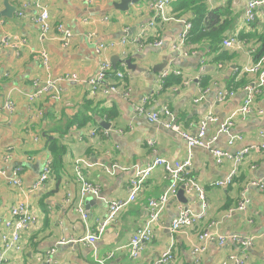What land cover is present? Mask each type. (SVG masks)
I'll list each match as a JSON object with an SVG mask.
<instances>
[{
  "label": "crops",
  "instance_id": "0c3cea01",
  "mask_svg": "<svg viewBox=\"0 0 264 264\" xmlns=\"http://www.w3.org/2000/svg\"><path fill=\"white\" fill-rule=\"evenodd\" d=\"M30 1L9 0V4L21 10L22 5ZM120 1L42 0L52 27L44 38L40 37L34 22L38 12L32 6L23 10L24 17L14 15L13 19L0 20V39L18 42L16 49L0 46V168L6 174L0 176V217L7 218L11 207L24 202L38 218L33 227L21 233L20 249L7 252V264H40L47 258L51 264H154L169 247L173 255L169 264H194L190 246L198 243V235L210 221L217 222L216 230L224 236L258 237L247 251L248 264H264V190L248 188L246 210L228 218L224 216L228 208L238 204L250 181L264 179V151L256 149L259 132H264V90L256 97L251 113L235 120L231 135L240 136L241 142L229 146V136L218 134L221 122L243 104L242 87L257 76L244 73V69L254 64L248 51L255 49L258 37H264V5L259 7L255 23L245 26L246 0L223 3L202 0L188 10L180 7L181 0H178L166 9L165 20H156L150 27L153 14L147 7L149 0L129 5L126 12L114 6ZM199 6L203 14L222 9L223 20L228 23L222 42L240 35L254 37L244 40L239 50L225 48L221 42L217 53L206 49L204 44L196 47L187 44L177 54L172 53L171 45L183 30L182 21L197 20ZM60 23L73 34L67 47L54 30ZM139 34L151 43L160 39L161 47L139 49L129 43L120 45L124 37L133 39ZM99 44L114 46L96 54L95 47ZM42 51L49 56L48 70L40 63ZM222 52L230 58H220ZM127 59L135 66L134 71L121 65ZM104 60L109 61L115 71L124 73L121 86L130 90L128 98L101 92L92 94L87 90L83 81L93 76ZM163 63L166 64L163 70H176L180 75H169L167 86L157 91L163 70L158 73L156 68ZM71 74H75L78 81L62 82L58 99L44 97L29 102L28 95L34 91L33 81ZM230 89L234 96L218 103V92ZM143 98H147V108L154 111L168 107L177 125L190 134H195L200 121L211 113L217 122L207 126L206 136L207 139L216 137L213 147L232 154L248 149V153L231 185L218 188L213 183L230 173L232 162L226 160L219 165L208 150L193 149L188 178L205 190L206 218L192 228L172 234L168 226L182 203L177 198L170 201L153 227L151 242L132 260L127 252L129 240L146 223L148 201L158 199L168 186L161 168L152 173L136 200L121 211L94 246L85 244L84 238L93 231L96 221L105 216L109 201L127 198L128 183L135 167L145 166L154 156L170 161H183L188 156L184 142L176 134L135 114ZM6 100L14 103V113L7 114L3 109ZM38 109L42 112L40 117H37ZM79 117L87 119L86 123L68 127ZM51 140H56L63 150L60 165L50 171L44 187L32 190L43 166L52 162L46 149ZM148 141L153 145H148ZM7 155L9 159L5 161ZM76 160L85 162L84 177L100 187V198L83 201L85 220L76 210L80 200L73 172ZM113 166L117 167L113 172L106 171ZM16 167L20 168L19 187L8 181V174ZM184 199L186 203L182 205L187 209L194 213L201 211L194 196L184 194ZM8 233L0 225V239ZM236 252L239 248L229 241L223 246L210 245L199 264H221L226 256Z\"/></svg>",
  "mask_w": 264,
  "mask_h": 264
},
{
  "label": "built area",
  "instance_id": "2783aa9c",
  "mask_svg": "<svg viewBox=\"0 0 264 264\" xmlns=\"http://www.w3.org/2000/svg\"><path fill=\"white\" fill-rule=\"evenodd\" d=\"M86 3H89V0H84ZM176 0H149L147 2V7L150 12H152V18L149 23V26L152 27L155 25L156 20H165V11L166 9L175 2ZM218 3H223L226 0H214ZM264 5V0H246L243 9V21L245 26L251 25L257 16V11L260 6ZM28 6H32L37 10V15L34 19V22L37 24L40 37L44 38L51 33L52 27L49 22V13L46 6L43 4L42 0H31L30 2L24 3L21 7V10L15 14L17 18L24 17V9ZM183 30L181 34L176 38V41L171 45V52L177 54L184 46L187 45V39L189 33L192 29L190 21H182ZM57 33L62 45L67 47L70 40L73 38V34L70 29L65 27L63 24H57L54 28ZM133 44L137 48H142L143 46H152L155 48L161 47V40H157L153 43L148 42L146 37H143L142 34H139L133 39H128L124 37L120 41V45ZM6 46L8 48L16 49L18 47V42L16 40L1 38L0 46ZM243 41H240L236 37H231L223 40L222 46L228 49L239 50ZM114 44H99L95 47V53L101 54L108 47H113ZM255 49L248 51L249 54ZM184 56L186 54H183ZM41 66L48 70L49 69V56L46 52H40L39 54ZM124 67L125 62L121 63ZM175 73L180 75L178 71H168L163 70L159 74L157 81V91H160L164 80L171 74ZM244 73L255 74L257 75L254 80L250 83H247L243 88L244 100L243 104L234 111L228 118L221 122L218 127L219 135L229 136L228 145L232 146L236 142H241L242 138L240 136L231 135V130L234 127L235 120L238 118L247 117L252 110V105L255 102L256 97L264 90V58L259 62L251 65L248 68L244 69ZM124 73L122 71H115L112 67V64L104 60L102 61L96 73L83 81L87 90L94 94L101 92L105 95L116 94L122 98H128L130 96V90L126 87L121 86L123 81ZM78 77L75 74L65 75L63 77L53 79L47 78L44 81L35 80L32 85L34 91L28 95L29 102L33 103L37 100H40L44 97H49L51 99H58L60 94V85L62 82H77ZM234 96L233 89L222 90L217 94V102L223 103L228 99ZM147 98H143L139 106L135 108V114L137 116L144 117L146 121L150 124H160L166 130H169L176 134L180 140H182L187 149V158L183 161H170L165 158L154 156L153 159L143 167H135L133 169L132 178L129 180L127 187V198L118 199L109 201L107 204V211L105 216L102 219L96 221V225L93 231L84 238V243L89 246H94L98 241L99 237L105 232L106 228L116 222L118 215L121 211L126 208L130 203L134 202L139 195L144 183L150 178L152 173L161 168L164 172V180L168 182V186L165 189L164 193L158 199H150L147 205V220L143 227L138 228L134 234L131 236L129 243L127 245V252L130 259H137L141 252L143 251L146 244L150 243L153 237V227L157 224L160 212L165 208V206L170 202L174 201L177 197V191L180 188H183L184 194L194 196L199 202L201 211L199 213H194L187 209L184 205L179 204L176 212V217L170 222L168 230L174 234L179 233L183 229L192 228L201 220L206 218V208H207V199L206 193L202 186H200L192 178H188V171L191 168L192 161V151L195 148H202L208 150L212 155L216 164H222L224 161L228 160L232 162V169L230 173L222 180L214 182L213 186L218 188H226L233 182L234 178L238 174L239 165L242 163L244 157L248 153V149H243L235 154H232L228 150H221L213 147L216 137L207 139V126L211 123H216V118L208 113L200 121L198 126V131L195 134H190L183 131L176 123L173 113L169 110L168 107L163 106L158 110L154 111L147 108L146 106ZM3 109L7 114H12L15 111V105L11 100H6L4 103ZM37 117L42 116L40 109L37 110ZM107 133V132H105ZM94 135V132L91 133ZM259 143L256 146L257 150L264 151V132H259ZM148 145L152 146L153 142L148 141ZM9 155L4 157V160L7 161ZM50 162H47L36 179L32 184V190H38L44 187L46 181L50 177ZM85 165V162L82 160H76L73 166V172L75 175V180L79 185V197L80 200L77 204V212L80 217L85 220L87 214L84 211L83 201L92 198H100V187L96 184L89 182L83 175L82 169ZM117 167L113 166L112 170L109 168L106 169L107 172H113ZM20 168H14L10 174H8V181L13 186H20ZM5 171L0 168V176L5 177ZM248 188H254L259 191L264 190V179H254L250 181L247 185V189L244 190V193L241 196L240 201L234 207L228 208L225 212V217L228 218L235 212H244L246 210L248 200L246 198V192ZM38 221V218L30 210L29 206L24 202H19L14 205L9 210V216L7 218L0 217V225L8 230V234H3L0 239V264H7V252L18 251L20 249V236L21 233L29 230L33 227ZM216 221H210L206 229L198 235V243L191 244L190 246V255L193 259L194 264H199L202 255L207 251V248L210 245L223 246L226 242H231L239 248V252L230 253L222 261L221 264H248L247 251L254 245L255 240L258 238L256 236H244V235H229L224 236L220 234L217 228ZM264 236V234H263ZM60 244H63L61 242ZM52 254V251L49 252ZM112 257V254L108 256ZM173 260L171 247L167 248L160 256V258L154 264H169ZM40 264H51L49 258L43 261ZM101 264V262H100Z\"/></svg>",
  "mask_w": 264,
  "mask_h": 264
},
{
  "label": "trees",
  "instance_id": "16d2710c",
  "mask_svg": "<svg viewBox=\"0 0 264 264\" xmlns=\"http://www.w3.org/2000/svg\"><path fill=\"white\" fill-rule=\"evenodd\" d=\"M176 1H178V0H176ZM199 1H202V0H196V1L181 0L180 7L188 10V8L195 3H197L199 5ZM196 14H197L198 18L193 23L191 22L192 29L189 33V37L187 39V44H189L191 46H195V47L197 45L204 44L206 49L209 48L214 53H217L219 51V46L222 42L223 35H224V33L228 27V23L225 20H223L222 9H214L209 14H203L202 13V7L199 6L196 10ZM254 23H255V21L252 24H254ZM234 37H236V36H234ZM238 37H239L238 39L240 41H244L247 39L249 40V38H253L254 36L249 35L246 37V35H240ZM254 46H255V50L252 52V59H253V62L255 64L264 58V37H258L255 40ZM219 57L220 58H228V59L230 58V56H227L223 52L220 53ZM242 77H244V76L242 75ZM167 80H168V78L166 80H164V83H163L162 87L160 88V90L162 88L164 89L167 86V83H168V82H166ZM173 82L177 83V81H173ZM169 85H171L170 82H169ZM86 121H87V119H85V118L81 119V117H79L76 120H74L73 122H70L68 124V127H70L72 125H77L80 127L84 123H86ZM46 149L49 151V153L52 157V162L49 165V169H50V171H52V170H54V168H57L60 165V158L59 157H61L63 150L58 145L56 140H51V141L47 142Z\"/></svg>",
  "mask_w": 264,
  "mask_h": 264
},
{
  "label": "water",
  "instance_id": "95a60500",
  "mask_svg": "<svg viewBox=\"0 0 264 264\" xmlns=\"http://www.w3.org/2000/svg\"><path fill=\"white\" fill-rule=\"evenodd\" d=\"M141 0H121L119 4H114V6L116 7L117 10L121 11V12H126L129 9V5L131 4H137L139 3ZM3 3V10L0 11V20L1 19H13L14 15L18 12V9L12 5L9 4V0H2ZM125 65L128 69L134 71L135 66H133L130 62V59L125 60ZM165 63L157 66L156 68V72H161L164 68H165ZM106 129L109 127H105ZM177 200L182 203L185 204L186 200L184 199V190L183 188H180L177 191Z\"/></svg>",
  "mask_w": 264,
  "mask_h": 264
}]
</instances>
